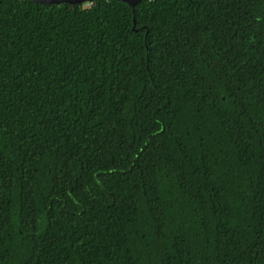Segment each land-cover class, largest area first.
<instances>
[{
    "label": "trees",
    "instance_id": "trees-1",
    "mask_svg": "<svg viewBox=\"0 0 264 264\" xmlns=\"http://www.w3.org/2000/svg\"><path fill=\"white\" fill-rule=\"evenodd\" d=\"M0 264H264V0H0Z\"/></svg>",
    "mask_w": 264,
    "mask_h": 264
},
{
    "label": "water",
    "instance_id": "water-1",
    "mask_svg": "<svg viewBox=\"0 0 264 264\" xmlns=\"http://www.w3.org/2000/svg\"><path fill=\"white\" fill-rule=\"evenodd\" d=\"M37 2H42V3H47V4H60L63 2H68L70 4H76V3H83V2H88L90 0H35ZM128 2L133 9L134 14L136 13V5L139 3L141 0H122ZM137 20L134 18V23L136 24Z\"/></svg>",
    "mask_w": 264,
    "mask_h": 264
}]
</instances>
